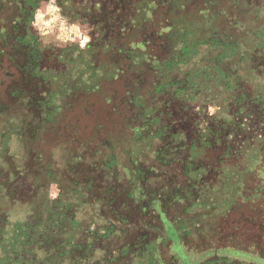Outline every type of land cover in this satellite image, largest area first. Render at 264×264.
Wrapping results in <instances>:
<instances>
[{"label": "rangeland", "instance_id": "374dc122", "mask_svg": "<svg viewBox=\"0 0 264 264\" xmlns=\"http://www.w3.org/2000/svg\"><path fill=\"white\" fill-rule=\"evenodd\" d=\"M47 2L0 0V230L15 220H26L31 228L43 230L38 233L45 246L35 249L36 257L31 256L35 264H184L183 258L186 264H194L192 257L227 243L263 253L264 199L237 204L222 217L190 220L184 224L185 235L177 252L171 249V237L147 202L167 186L159 196L165 215H181L182 204L169 209L171 201L165 200L172 189L169 181L183 185L185 179L176 168L172 179L154 178L143 185L145 196L138 199L140 195L132 192L122 169L129 165L130 137L123 133L115 137L120 116L132 115V109L116 107L115 115L103 98L113 91L120 93L121 81L100 79L103 95L87 91L98 83L94 74L98 61L104 63V69L112 63L123 72L128 70L125 61L110 60L109 52L88 55L97 43L95 33L110 31L117 21L115 11L129 8L132 0H56L61 18H67L65 27L78 24L88 35V44L82 49L78 40H57L56 26H50L47 37L34 27L35 10ZM202 2L208 9L210 29L219 28L213 44L218 48L206 47L202 63L229 72L238 61L219 64L220 45L228 41L245 49L257 40L264 41V0H186L185 6L204 9ZM167 9H159L157 15L163 16ZM207 33L211 45L214 35ZM107 37L102 35V41ZM256 52L261 59L257 69L262 65L258 74H264V47ZM199 61L193 60L196 63L191 67ZM127 75L122 73L124 79ZM144 76L146 81L153 74L145 72ZM184 77L180 75L181 80ZM194 83L187 88L197 97L190 101L195 109L191 115L204 129L208 115L214 113H209L213 105L202 86L195 83L194 88ZM247 88L264 92V81L261 78ZM172 97L167 92L147 98L146 104L156 98L158 105L161 99L167 102ZM112 157L118 165L115 168ZM39 239L36 244H41ZM152 241L157 243L154 262L149 257ZM47 246L56 247L58 253L48 254ZM179 254L188 258L178 259Z\"/></svg>", "mask_w": 264, "mask_h": 264}, {"label": "trees", "instance_id": "16d2710c", "mask_svg": "<svg viewBox=\"0 0 264 264\" xmlns=\"http://www.w3.org/2000/svg\"><path fill=\"white\" fill-rule=\"evenodd\" d=\"M185 4L186 0H132L129 8L115 11L117 21L110 25V31L95 33L97 43L94 48L90 47L88 55L92 58L95 53L109 52L113 57L110 60L125 61L128 68L123 72L111 63L104 69V63L98 61L94 72L98 83L87 91L103 95L100 79L121 81L120 93L113 91L103 98L112 105L111 112L115 115L116 107L132 109V115L120 116V130L115 132V137L121 133L130 137L126 152L129 165L122 169L126 171L132 192L140 195L138 199L144 197L143 185L154 178L172 179V170L176 168L186 181L181 185L177 180H170L172 189L168 192L169 200H165V203L171 201L169 209L182 204L181 215H165V205L159 196L167 186L147 202L171 237V249L175 252L183 242L184 224L190 220H203L207 215L222 217L237 204L264 199V92L247 88L261 78L264 81V74H258L262 65L257 69L261 59L256 52L264 47V41L257 40L245 49L237 43L223 42L216 55L219 64L238 61L229 72L219 65H203L204 49L218 48L213 44L219 28L210 29L204 2V9L199 10L187 9ZM165 7L169 8L165 14L157 15V11ZM207 32L214 35L211 45H208ZM104 34L108 37L102 41ZM199 58L196 69L192 68L194 62H191ZM252 59L254 61L250 62ZM145 72L153 77L144 81ZM122 73H128L127 79ZM180 75H185L184 79L181 80ZM204 79L207 82L201 84ZM194 82L202 86L215 109L208 115L204 129L191 115L195 109L190 101H196L197 97L187 88ZM167 92L173 93L167 102L161 99L156 105L154 98L150 105L146 104L147 98ZM112 162L115 168L117 162L113 157ZM248 181L252 186H248ZM15 221L0 230V264H35L31 259L37 255L35 249L45 246L41 243L44 237L38 232L44 231L31 228L26 220ZM37 239L41 244H36ZM148 246L152 249L149 257L154 262L158 257L157 243L152 241ZM47 251L48 254L49 251L58 253L54 246H47ZM181 256L188 258L185 254L177 258ZM192 258L194 264H247L250 261L264 264V252L233 247L229 243ZM183 261L188 262L184 258Z\"/></svg>", "mask_w": 264, "mask_h": 264}, {"label": "clouds", "instance_id": "9594fccd", "mask_svg": "<svg viewBox=\"0 0 264 264\" xmlns=\"http://www.w3.org/2000/svg\"><path fill=\"white\" fill-rule=\"evenodd\" d=\"M33 25L39 30L42 37H47L52 32V27H58L59 35L56 37L59 41L72 42L79 41V47L84 48L89 41V37L85 32H82L78 24H72L66 28L67 18H61L60 9L56 6V0H48L47 4H42L33 14ZM48 17V19H45ZM214 108L209 109V113L214 112Z\"/></svg>", "mask_w": 264, "mask_h": 264}]
</instances>
